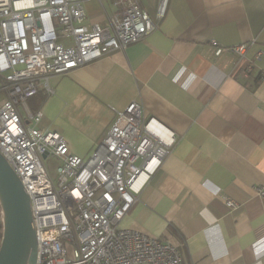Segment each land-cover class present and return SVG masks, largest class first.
<instances>
[{"label": "crops", "instance_id": "0c3cea01", "mask_svg": "<svg viewBox=\"0 0 264 264\" xmlns=\"http://www.w3.org/2000/svg\"><path fill=\"white\" fill-rule=\"evenodd\" d=\"M139 1L156 29L51 76L52 91L29 97L28 110H41L40 127L88 158L116 110L140 103L176 142L120 227L173 242L183 264H264V0H170L159 20V0ZM84 6L86 24L118 10L112 0ZM243 42V56L228 50ZM1 227L0 214V244Z\"/></svg>", "mask_w": 264, "mask_h": 264}, {"label": "built area", "instance_id": "2783aa9c", "mask_svg": "<svg viewBox=\"0 0 264 264\" xmlns=\"http://www.w3.org/2000/svg\"><path fill=\"white\" fill-rule=\"evenodd\" d=\"M112 2L118 10L105 24H86L84 0H0V91L5 93L0 152L31 199L36 264H183L173 242L120 227L175 144L174 131L132 102L116 110L103 140L83 158L71 152L61 133L40 127L41 110L27 107V99L41 88L52 91L51 76L125 48L157 28L139 0ZM169 2L159 0L158 20ZM248 47L243 42L228 50L243 56ZM262 54L259 50L255 59ZM50 157L60 161L57 181L48 170ZM225 201L233 210L240 207L236 200Z\"/></svg>", "mask_w": 264, "mask_h": 264}, {"label": "water", "instance_id": "95a60500", "mask_svg": "<svg viewBox=\"0 0 264 264\" xmlns=\"http://www.w3.org/2000/svg\"><path fill=\"white\" fill-rule=\"evenodd\" d=\"M0 264H36L37 237L31 199L20 177L0 152Z\"/></svg>", "mask_w": 264, "mask_h": 264}, {"label": "rangeland", "instance_id": "374dc122", "mask_svg": "<svg viewBox=\"0 0 264 264\" xmlns=\"http://www.w3.org/2000/svg\"><path fill=\"white\" fill-rule=\"evenodd\" d=\"M66 40L68 41V39L66 37H61L60 38V41H62V42H65ZM4 98H5V93L3 91H0V105H1V103H2ZM47 164H48V170H49L52 178L57 181L58 176H57L56 169L59 166L60 161L57 158H55V157H50L47 160Z\"/></svg>", "mask_w": 264, "mask_h": 264}, {"label": "bare ground", "instance_id": "6f19581e", "mask_svg": "<svg viewBox=\"0 0 264 264\" xmlns=\"http://www.w3.org/2000/svg\"><path fill=\"white\" fill-rule=\"evenodd\" d=\"M144 178H145V176H144V175H142V176H141V178H140V180H144Z\"/></svg>", "mask_w": 264, "mask_h": 264}, {"label": "trees", "instance_id": "16d2710c", "mask_svg": "<svg viewBox=\"0 0 264 264\" xmlns=\"http://www.w3.org/2000/svg\"><path fill=\"white\" fill-rule=\"evenodd\" d=\"M0 214H1V209H0ZM2 228V227H1Z\"/></svg>", "mask_w": 264, "mask_h": 264}]
</instances>
